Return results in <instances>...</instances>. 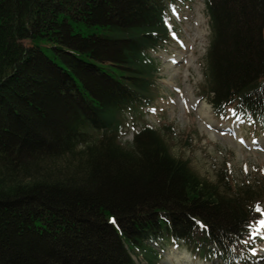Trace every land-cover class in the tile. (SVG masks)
Listing matches in <instances>:
<instances>
[{
  "label": "trees",
  "instance_id": "obj_1",
  "mask_svg": "<svg viewBox=\"0 0 264 264\" xmlns=\"http://www.w3.org/2000/svg\"><path fill=\"white\" fill-rule=\"evenodd\" d=\"M176 1L0 0V264L256 261L264 177L203 178L148 123L123 143ZM204 1L215 113L264 128V0Z\"/></svg>",
  "mask_w": 264,
  "mask_h": 264
},
{
  "label": "rangeland",
  "instance_id": "obj_2",
  "mask_svg": "<svg viewBox=\"0 0 264 264\" xmlns=\"http://www.w3.org/2000/svg\"><path fill=\"white\" fill-rule=\"evenodd\" d=\"M168 7L169 41L151 51L157 63L156 89L150 102L129 116L123 143L131 144L135 131L148 123L159 130L171 152L188 159L203 178L214 181L218 169L228 166L237 183L263 179L264 128L231 116L232 109L221 119L211 103L205 74L212 29L205 1H176ZM259 229V244L252 253L256 261L249 264L264 261V224ZM163 250V264H217L194 256L184 245L168 243ZM186 254L189 262L181 257Z\"/></svg>",
  "mask_w": 264,
  "mask_h": 264
},
{
  "label": "bare ground",
  "instance_id": "obj_3",
  "mask_svg": "<svg viewBox=\"0 0 264 264\" xmlns=\"http://www.w3.org/2000/svg\"><path fill=\"white\" fill-rule=\"evenodd\" d=\"M170 59L178 60V59H175L173 57H171ZM170 83H172L173 85H175L173 82H170ZM193 106L196 109V111L199 110V109H197V108H199L198 105L195 106V104H193ZM202 111H204V110H202ZM181 257L185 258L186 259V262H189L190 261V256L188 254H186L185 257L183 255H181Z\"/></svg>",
  "mask_w": 264,
  "mask_h": 264
},
{
  "label": "snow or ice",
  "instance_id": "obj_4",
  "mask_svg": "<svg viewBox=\"0 0 264 264\" xmlns=\"http://www.w3.org/2000/svg\"><path fill=\"white\" fill-rule=\"evenodd\" d=\"M245 170H247V169H245ZM260 209H259V206H257V211H259ZM113 223H115V221H113ZM261 224H264V221H261L260 222ZM202 227H204L203 225H201ZM255 234H259V229H257L256 230V233ZM245 243H247V241H245Z\"/></svg>",
  "mask_w": 264,
  "mask_h": 264
}]
</instances>
